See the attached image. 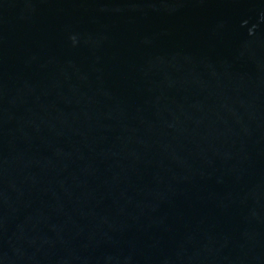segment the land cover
<instances>
[{
    "label": "water",
    "instance_id": "water-1",
    "mask_svg": "<svg viewBox=\"0 0 264 264\" xmlns=\"http://www.w3.org/2000/svg\"><path fill=\"white\" fill-rule=\"evenodd\" d=\"M0 264H264V0H0Z\"/></svg>",
    "mask_w": 264,
    "mask_h": 264
}]
</instances>
